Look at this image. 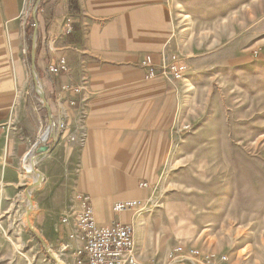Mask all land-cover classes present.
I'll list each match as a JSON object with an SVG mask.
<instances>
[{"label":"rangeland","instance_id":"374dc122","mask_svg":"<svg viewBox=\"0 0 264 264\" xmlns=\"http://www.w3.org/2000/svg\"><path fill=\"white\" fill-rule=\"evenodd\" d=\"M152 7L166 34L163 65L176 56L187 72L179 81L143 79L157 93L156 121L152 141H134V154L164 152L142 191L147 211L135 222L137 262L170 264L179 247V264H191L190 250L226 255L229 264H264V0H156ZM50 15L44 0H0V38L8 39L10 28L13 39L4 48L7 72L26 77L30 112L41 106L35 86L47 74L40 57L55 63L66 55L71 69L90 59L72 46L79 34L64 33L66 20L74 22L68 12L47 37ZM39 236L25 222L0 224V264H77L65 234Z\"/></svg>","mask_w":264,"mask_h":264},{"label":"crops","instance_id":"0c3cea01","mask_svg":"<svg viewBox=\"0 0 264 264\" xmlns=\"http://www.w3.org/2000/svg\"><path fill=\"white\" fill-rule=\"evenodd\" d=\"M53 1L45 0L46 9L53 12L46 28L47 37L58 32L63 15L68 12L74 17L73 34H79V42L72 46L90 59L81 58L71 69L66 55L60 56L67 60L68 74L40 75L42 84L38 87L49 109L40 101V108L37 110L34 105L30 112L24 87L26 77L7 72L4 48L13 44L11 29L7 28L8 39L0 38V56L5 66L0 74V224L28 223L43 239L57 240L63 233L68 240L66 246L75 251L79 243L68 238L72 230L61 220L76 209V194L89 196L99 226L120 222L132 224L135 231V222L141 218L130 212L118 216L113 206L129 200L141 203L145 199L142 191L146 189L139 188V184L147 183L163 157L161 147H154L148 157L134 154V141L145 139L150 143L156 121L152 120L151 111L157 93L146 87L148 82H143L139 64L146 55L152 56L156 65L160 63L158 52L166 34L155 25L161 12L152 7L156 0H76L77 12L69 9L67 0L57 5ZM46 57L40 58L48 66L52 59L50 62L49 54ZM133 67L141 74H133ZM82 80L86 81L87 90L81 95L80 112L64 105L69 116L66 128L58 132L54 93L62 84L76 85ZM35 90L38 95L36 86ZM79 122L81 128L76 132ZM47 128L50 137L45 145L49 150L24 164L25 155ZM55 133L60 135L57 141ZM81 134L82 143L69 140ZM27 169L41 177L40 184L29 191L28 216L25 189L37 176ZM135 242L138 255L136 231Z\"/></svg>","mask_w":264,"mask_h":264},{"label":"built area","instance_id":"2783aa9c","mask_svg":"<svg viewBox=\"0 0 264 264\" xmlns=\"http://www.w3.org/2000/svg\"><path fill=\"white\" fill-rule=\"evenodd\" d=\"M72 23L69 19L64 25L66 35L73 33ZM139 68L144 74V79L153 80L156 78H169L174 81L182 80L187 72L186 66L176 56H170L167 63L156 65L152 56L146 55L140 62ZM47 74L50 76H60L68 74L69 66L65 57L57 58L55 63L47 66ZM86 81L82 80L79 84H62L54 93V114L57 119V131L62 132L66 128L68 113L64 105L68 108L79 110L81 95L86 92ZM76 96V97H75ZM80 112V110H79ZM80 120L83 116L79 115ZM77 125V131L81 126ZM47 134V139L50 137ZM1 136V134H0ZM59 134L55 133L54 140L57 141ZM69 140H84V134L77 137H70ZM148 184L141 182L139 188L146 189ZM74 200L77 207L62 218L61 224L71 228L68 238L79 243L75 250L78 258L77 264H138L135 231L132 224L114 222L111 225L99 226L96 224L89 196L76 194ZM147 209L137 200L117 202L113 206L114 213L130 212L132 216H142ZM181 252V248H175L169 255L170 264H179L176 256ZM189 257L191 264H229V257L223 254H207L198 250H190Z\"/></svg>","mask_w":264,"mask_h":264},{"label":"water","instance_id":"95a60500","mask_svg":"<svg viewBox=\"0 0 264 264\" xmlns=\"http://www.w3.org/2000/svg\"><path fill=\"white\" fill-rule=\"evenodd\" d=\"M32 15H33V18H34L35 17V8L32 11ZM34 42H35V38L32 39V45H31V51H30V57H31V61L32 62L35 59V43ZM36 89L38 91V95H39V97L41 99V102H42L43 106L45 108L49 109L41 89L38 86H36ZM49 124H50V121H49ZM47 133H48V128L42 134V136L39 138V140L33 145V147L27 152V154L24 157V163H25V161L27 159H29V158H31V157H33L35 155L43 154V153H45V152H47L49 150V147L47 145H45V142L47 140ZM26 171L28 173H30V174H34L35 176H37V180L34 183H32L31 185L27 186L26 189H25V196H26V199H27V202H28V206H27V209H26V215L28 216V214L30 212V205H31L29 191L32 188H35V187H37L40 184L41 177H40L39 173L34 171V170H29V171L26 170Z\"/></svg>","mask_w":264,"mask_h":264},{"label":"trees","instance_id":"16d2710c","mask_svg":"<svg viewBox=\"0 0 264 264\" xmlns=\"http://www.w3.org/2000/svg\"><path fill=\"white\" fill-rule=\"evenodd\" d=\"M67 2H68V7H69V9L71 10V11H73V12H77L78 11V8H77V2H76V0H67ZM44 3H45V0H44ZM48 12H50L51 13V11H50V9H46ZM51 19V15L49 16V20ZM49 20H48V22H49ZM74 23H72V27H73V29H74V25H73ZM45 42H43V44H44ZM46 46V45H45ZM44 45L43 46H41L42 48H43V50H45L46 49V47H45ZM45 60H46V58H45Z\"/></svg>","mask_w":264,"mask_h":264},{"label":"bare ground","instance_id":"6f19581e","mask_svg":"<svg viewBox=\"0 0 264 264\" xmlns=\"http://www.w3.org/2000/svg\"><path fill=\"white\" fill-rule=\"evenodd\" d=\"M6 43V42H5ZM10 43V42H9ZM9 45V44H8ZM1 51V50H0ZM49 106V105H48ZM25 164V163H24ZM27 170H29V169H27Z\"/></svg>","mask_w":264,"mask_h":264}]
</instances>
